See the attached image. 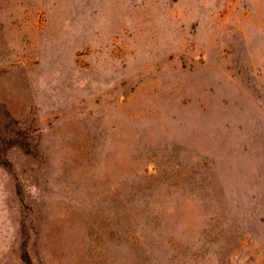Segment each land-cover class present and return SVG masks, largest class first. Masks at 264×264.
Returning a JSON list of instances; mask_svg holds the SVG:
<instances>
[{"label": "rangeland", "instance_id": "374dc122", "mask_svg": "<svg viewBox=\"0 0 264 264\" xmlns=\"http://www.w3.org/2000/svg\"><path fill=\"white\" fill-rule=\"evenodd\" d=\"M0 264H264V0H0Z\"/></svg>", "mask_w": 264, "mask_h": 264}, {"label": "trees", "instance_id": "16d2710c", "mask_svg": "<svg viewBox=\"0 0 264 264\" xmlns=\"http://www.w3.org/2000/svg\"><path fill=\"white\" fill-rule=\"evenodd\" d=\"M0 111L3 114V129L9 127L12 124H16L17 122L10 116L6 108L0 105Z\"/></svg>", "mask_w": 264, "mask_h": 264}]
</instances>
